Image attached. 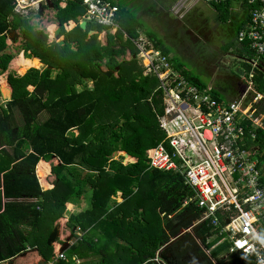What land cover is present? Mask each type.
Returning a JSON list of instances; mask_svg holds the SVG:
<instances>
[{
	"label": "trees",
	"instance_id": "trees-1",
	"mask_svg": "<svg viewBox=\"0 0 264 264\" xmlns=\"http://www.w3.org/2000/svg\"><path fill=\"white\" fill-rule=\"evenodd\" d=\"M232 3L211 6L218 22L230 20ZM121 11L119 7L121 30L106 32L102 44L104 29L92 23L80 29L77 18L83 8L69 3L55 20L61 26L77 25L62 32L63 45L46 48L47 36L12 12V0H0V75L16 55L7 44L13 32L19 34L25 67L39 65L28 60L33 58L44 66L10 71L6 81L11 97L2 102L0 94V262L27 248H37L49 260L53 248L46 241L55 222L71 199L88 195L89 207L66 222L71 236L78 228L89 230L65 252L70 261L75 256L82 264H158L151 261L158 255L161 264H255L238 253L226 255L228 242L206 222L194 225L200 211L192 203L183 206L193 193L182 177L148 169L145 152L164 137L157 120L163 112L161 94L157 79L143 75L130 41L137 38L138 23L134 17H121ZM147 38L170 55L151 32ZM238 44L228 50L248 69L245 62L253 51L246 41ZM171 61L192 83L205 86L181 62L172 56ZM263 76L261 59L254 76L259 91ZM41 115L45 118L39 121ZM256 134L259 168L264 170V131ZM115 152L136 161L112 160ZM53 158L58 164L51 166L52 188L42 190L36 166ZM117 193L120 203L112 199Z\"/></svg>",
	"mask_w": 264,
	"mask_h": 264
},
{
	"label": "built area",
	"instance_id": "built-area-1",
	"mask_svg": "<svg viewBox=\"0 0 264 264\" xmlns=\"http://www.w3.org/2000/svg\"><path fill=\"white\" fill-rule=\"evenodd\" d=\"M201 1L212 6L228 0ZM232 1L241 5L245 1L246 9L250 7L248 20L238 30L236 40L248 42L254 54L244 61L249 68L240 76L242 91L232 100L223 101L211 85L192 83L175 68L171 55H164L147 37L130 41L143 75L157 79L156 90L161 94L163 112L157 120L164 137L146 150L148 169L182 177L193 193L183 206L195 205L200 218L194 225L206 222L228 242L226 255L238 253L242 259L264 264V170L259 168L260 151L254 144L256 131H264V111L260 110L264 103V76L260 82L262 91L254 80L258 63L264 59V0ZM69 3H79L83 8L78 25L92 23L102 27L103 33L111 34L121 30L117 22L119 7L108 0H12V12L34 24L50 41L54 38L52 20ZM71 24L60 27L69 32ZM123 35L128 38L124 32ZM11 38L9 34L8 45L12 44ZM111 159L122 164L136 161L126 158L124 152H115ZM112 199L119 203L121 193ZM87 233L88 230L76 229L66 241L68 247ZM71 260L58 251L47 264H81L75 256ZM151 261L161 264L158 255Z\"/></svg>",
	"mask_w": 264,
	"mask_h": 264
},
{
	"label": "rangeland",
	"instance_id": "rangeland-1",
	"mask_svg": "<svg viewBox=\"0 0 264 264\" xmlns=\"http://www.w3.org/2000/svg\"><path fill=\"white\" fill-rule=\"evenodd\" d=\"M113 1L118 2L121 10L124 8L127 15L137 18L146 28H148L149 23H147L144 15L152 16V13L157 10L156 0ZM207 6L204 5L206 7L205 11L197 9L191 15L186 14L179 18L176 17L173 11H166L169 19L163 22V34L165 35L163 38L166 42L163 41V43L173 57L181 62L191 75L199 78L205 85H211L221 91L223 101H226L227 98L232 100L242 91L240 76L247 70V66L239 58H236L235 51L231 53L228 50L229 47H239L236 41L238 18L232 17L226 23L218 22L215 16L211 14L213 12L211 6ZM19 44L18 41L12 43L10 51L17 54ZM6 74L0 75V79H5ZM1 97H3L2 94ZM7 97L8 95H4L3 98ZM44 118L45 115H41L39 121ZM41 172H39V175H41ZM51 179H54L53 175ZM40 180L43 182V178H40ZM79 207L82 209L89 207L88 195L83 197ZM63 216L58 220V223H60V232L65 233L63 229L66 231L67 229L64 227L65 223L61 221L64 219ZM82 262L84 261H81V264Z\"/></svg>",
	"mask_w": 264,
	"mask_h": 264
},
{
	"label": "crops",
	"instance_id": "crops-1",
	"mask_svg": "<svg viewBox=\"0 0 264 264\" xmlns=\"http://www.w3.org/2000/svg\"><path fill=\"white\" fill-rule=\"evenodd\" d=\"M108 1H111V2L115 3L116 5H118L121 8V6L119 5L118 2L113 1V0H108ZM237 1H239V0H237ZM156 2H157V5H155L157 7L156 12L152 13V16L144 15V18L147 19V23H149L148 26H147L148 28L144 27L140 23V21L137 20V18L134 17L136 19L137 23H138V25L135 28V31H136L137 37L138 36L147 37V33L151 32L161 42V47L164 48V49H167V48H166L165 44L163 43V41L165 42V39L163 38L165 36L163 34V29H164L163 22H166L169 19V16L167 15V12L168 11H173L175 13L176 17L179 18V17L184 16L186 14L187 15H191L197 9L199 11H205L206 7H204V5L207 6L201 0H156ZM230 8H231L232 17H237L238 18V20H237V22H238L237 31H238L242 27V24L244 22H246V19H247V16H248L246 8H245V5H243V4L241 5L240 3L236 2V1H233V3H232ZM212 10H213V12L211 14H213L215 16V18H216L215 10L213 8H212ZM122 16H123V18L130 17L129 15H127V12L124 10V8H122V11H121V17ZM52 23H53L54 26L52 25L50 27V29H52V32L54 31L53 34H52V35H54V38L52 40H50V41H48V38H47V44L48 43H52L53 41H55V33H56L58 27L61 26V25H59L56 22L55 19L52 20ZM57 24H58V26H57ZM32 25H34V24H32ZM74 26H75L74 23H72L70 30ZM62 32L68 33V32H65L61 28L60 34L58 35V37H57V39H56L54 44H57V42H60V41L64 40V36H63ZM90 32H92L91 34L95 33V31H90ZM91 34H89V35H91ZM12 36H13V34H12ZM100 37H101L102 44H104L105 43L106 33H103V31H102L100 33ZM15 40H17L20 43V37L16 38ZM14 41H12V43H15ZM170 55L173 57L171 52H170ZM124 58L126 60H128L130 58L129 52L126 53ZM236 58H238V57H236ZM23 59H24L23 52L19 51L15 55L14 59L10 62L8 70H7L8 72H6V73L8 74L10 71H18V69H20V68H25L26 69L25 71H27L30 68H35V69H40L41 70L44 67L38 58H33V59H28V60L38 61L39 65L25 67ZM240 61L243 62L242 59H240ZM103 69H105V68H103ZM7 74H6V77H7ZM3 80L5 81L6 78L3 79ZM5 83L7 84V81H5ZM89 84L91 85V83H89ZM89 84H88V86H90ZM7 86H8L9 92H11V88L9 87L8 84H7ZM240 92H239V94H240ZM0 94H2V96L4 97L3 92H1ZM3 97H1L2 102L4 100H6V101L9 100L11 96L9 97V93H8V97H7L8 99L7 98H3ZM56 164H58V161L56 159H54V158L51 159L48 162L43 161V160H40L38 162V164L36 166V169H35V173H36V176H37V178L39 180V184H40L42 190H49V189L52 188V183H53L54 179L53 180L51 179V177H52L51 166L52 165H56ZM39 172H41V175H39ZM39 177L43 178V182H41ZM81 201H83V199H81V200H79V199H76V200L71 199L66 204L65 213H64V216H63L64 219L61 220L62 222L65 223V224L64 223L63 224H64V227L66 229H67L66 222H67L68 217L70 215H72V214L76 215V214H78L79 212H82L85 209V208L84 209L80 208L81 206L79 207ZM3 202H5V201L3 200ZM56 223H58V221L55 222L54 226L56 225ZM21 228L25 229V230L28 229L26 226H22ZM63 232H65V233H62V231L60 232V235L56 239L55 243H53V245H52L53 255H55V253L58 252V251L60 252V249L62 248V245L64 243H66L68 238H70V236H71V234H70L68 229H67V231L63 229ZM67 250H65L63 252L65 253ZM52 257L49 260H46V261L47 262L50 261L52 259ZM43 260H45V259H43V257L41 256V254L37 250V248H27L24 252H21V253L17 254L16 256H14L13 258H11L9 260L0 262V264H38L40 261H43Z\"/></svg>",
	"mask_w": 264,
	"mask_h": 264
},
{
	"label": "water",
	"instance_id": "water-1",
	"mask_svg": "<svg viewBox=\"0 0 264 264\" xmlns=\"http://www.w3.org/2000/svg\"><path fill=\"white\" fill-rule=\"evenodd\" d=\"M50 7H52V5H50ZM86 27H87V23L86 22H81L79 24V28L82 29V30H86ZM60 30H61V28L58 27V29H57V31L55 33V41H56L58 35L60 34ZM91 33L92 32H90L89 34H91ZM12 34H13V36L11 38L12 41H14L16 38H19V34L18 33L13 32ZM55 41H53L52 43H48L46 45V48H49L50 46H52L55 43ZM57 44L63 45L64 44V40H62L60 42H57ZM104 73L107 76H109V75L112 74V71H105ZM10 96H11V92H9V97ZM124 156L126 158L129 157V155H127L126 153H124ZM59 235H60V224L59 223H56V225L53 227V229L51 230V232L49 233V235L47 237V241H46L47 245L48 246H52L53 243H55V241H56V239L58 238ZM67 249H68V243L66 242V243H64L62 245V248L60 249V252H63L65 250H67ZM38 264H47V261L46 260H43V261H40Z\"/></svg>",
	"mask_w": 264,
	"mask_h": 264
},
{
	"label": "bare ground",
	"instance_id": "bare-ground-1",
	"mask_svg": "<svg viewBox=\"0 0 264 264\" xmlns=\"http://www.w3.org/2000/svg\"><path fill=\"white\" fill-rule=\"evenodd\" d=\"M14 66V65H13ZM6 81V80H5ZM5 81L4 80H2V78L0 79V87H1V91L3 92V94L5 95V96H7L8 95V93H9V89H8V86H7V84L5 83ZM8 99V98H7Z\"/></svg>",
	"mask_w": 264,
	"mask_h": 264
},
{
	"label": "clouds",
	"instance_id": "clouds-1",
	"mask_svg": "<svg viewBox=\"0 0 264 264\" xmlns=\"http://www.w3.org/2000/svg\"><path fill=\"white\" fill-rule=\"evenodd\" d=\"M259 239V238H258ZM262 242H264V240H262Z\"/></svg>",
	"mask_w": 264,
	"mask_h": 264
}]
</instances>
